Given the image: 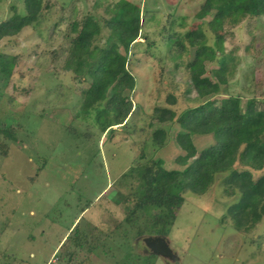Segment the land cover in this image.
Segmentation results:
<instances>
[{
  "label": "rangeland",
  "instance_id": "rangeland-1",
  "mask_svg": "<svg viewBox=\"0 0 264 264\" xmlns=\"http://www.w3.org/2000/svg\"><path fill=\"white\" fill-rule=\"evenodd\" d=\"M69 1L55 0L38 24L0 42V50L18 58L10 77L0 76V123L15 133L12 140L0 134V264H43L63 237L53 264H65V254L81 232L95 247L89 256V247L82 243L76 262L85 257L82 264H151L153 260L173 264L144 250L135 228L123 221L131 202L124 200H131L133 196L127 194L140 185L137 161L142 149L141 162L160 158L165 169H183L175 162L182 152L174 141L177 124L170 125L162 148L155 150L150 138L158 124L151 122L149 114L154 106L166 105L169 92L177 97L173 106L177 112L194 105L185 100L188 83L183 67L168 71L179 60L170 57L174 51L163 43V27L168 14L174 13L176 32L202 29L211 43L213 34L206 26L211 15L193 10L200 0H145L155 18L142 30L149 40L139 38L133 56L138 85L131 97L140 107L125 127H116L109 137L108 127L99 123L103 117H96L103 104H96L86 115L79 113V92L86 82L59 67L69 44L68 21L55 28L53 24L70 14V7L65 13L60 8ZM93 2L74 0L77 15ZM13 6L23 12L22 0L0 1V21L13 13ZM225 31L224 49L233 50L237 58L227 94L239 110L246 109L249 98L264 103V17L226 26ZM150 40L154 44L148 46ZM190 57L191 51L181 56ZM215 66L206 62L205 74ZM191 137L197 150L213 141L210 134ZM132 165L138 168L131 171ZM221 177L217 175L204 194L183 193L184 203L165 236L178 264H264V220L249 233L238 232L229 218L224 220L227 206L235 199L222 194ZM118 223L121 226L116 227Z\"/></svg>",
  "mask_w": 264,
  "mask_h": 264
},
{
  "label": "trees",
  "instance_id": "trees-1",
  "mask_svg": "<svg viewBox=\"0 0 264 264\" xmlns=\"http://www.w3.org/2000/svg\"><path fill=\"white\" fill-rule=\"evenodd\" d=\"M55 3V0H22V13L13 6V13L0 21V42L38 24ZM67 7L71 8L70 14L61 15L53 24L55 28L68 21L65 37L69 44L59 67L71 71L79 82H86L79 92V113L86 115L96 104H103L96 109V117H103L99 123L108 127L110 137L116 127H125L140 107L131 97L138 85L133 73V56L140 45L138 39L149 40L142 30L153 21L155 11L146 6L145 0H94L91 8L81 15L76 13L74 0L60 6L64 13ZM193 10L197 15H211L206 23L213 34L211 43L202 29L176 32L174 13L168 14L162 40L168 51H174L170 57L179 60L168 71L174 73L183 67L188 83L185 100L194 105L177 112L173 108L177 97L169 92L165 97L166 105L154 106L149 114L151 122L158 124L150 135L155 150L165 145L170 125H178L174 141L182 152L175 157V162L183 169H165L160 158L141 162L145 152L140 151L137 161L140 185L137 191L127 194L133 197L124 200L131 202L123 218L135 228L138 239L147 235L149 226V235L167 236L184 203L183 193L204 194L221 174L222 194L235 199L227 206L223 219L229 218L233 228L243 233L251 232L264 220V103L249 98L244 110L233 104L226 86L235 72L237 58L233 50L224 49L225 27L264 17V0H200ZM152 44L154 41L150 40L148 46ZM190 51V58H181ZM51 54L56 57L57 52ZM17 60V56L0 50L2 79L10 77ZM206 62L216 64L208 74H205ZM218 94L223 96L217 99L214 96ZM195 133L210 134L212 143L197 150L191 137ZM0 134L11 140L15 138L13 128L1 123ZM148 161L150 163L146 164ZM137 166L132 165L131 171ZM119 226L120 223L116 225ZM79 236L65 254L66 264H82L85 257L78 262L75 260L78 250L83 248L82 243L89 247V256L94 250L86 232Z\"/></svg>",
  "mask_w": 264,
  "mask_h": 264
},
{
  "label": "water",
  "instance_id": "water-1",
  "mask_svg": "<svg viewBox=\"0 0 264 264\" xmlns=\"http://www.w3.org/2000/svg\"><path fill=\"white\" fill-rule=\"evenodd\" d=\"M144 246L149 253L157 255L166 261L178 264L179 258L176 253L170 248L169 242L162 235H145L142 237Z\"/></svg>",
  "mask_w": 264,
  "mask_h": 264
},
{
  "label": "built area",
  "instance_id": "built-area-1",
  "mask_svg": "<svg viewBox=\"0 0 264 264\" xmlns=\"http://www.w3.org/2000/svg\"><path fill=\"white\" fill-rule=\"evenodd\" d=\"M57 261V257L53 255L47 262H44L43 264H53Z\"/></svg>",
  "mask_w": 264,
  "mask_h": 264
},
{
  "label": "crops",
  "instance_id": "crops-1",
  "mask_svg": "<svg viewBox=\"0 0 264 264\" xmlns=\"http://www.w3.org/2000/svg\"><path fill=\"white\" fill-rule=\"evenodd\" d=\"M64 239V237L62 238V240ZM61 240V241H62ZM61 241H60V243H61ZM60 243L57 245V247L53 250V252H52V254H51V257L53 256V254H54V252L56 251V249L59 247V245H60ZM30 255L32 256L33 255V253H30ZM55 255V254H54ZM50 257V258H51ZM61 259V258H60ZM66 264V263H65Z\"/></svg>",
  "mask_w": 264,
  "mask_h": 264
},
{
  "label": "flooded vegetation",
  "instance_id": "flooded-vegetation-1",
  "mask_svg": "<svg viewBox=\"0 0 264 264\" xmlns=\"http://www.w3.org/2000/svg\"><path fill=\"white\" fill-rule=\"evenodd\" d=\"M140 240H141V242L143 243V241H142V238H140ZM144 245V244H143ZM144 247V250L146 251V252H149L148 251V249L145 247V246H143ZM172 263V262H171ZM174 264V263H173Z\"/></svg>",
  "mask_w": 264,
  "mask_h": 264
}]
</instances>
